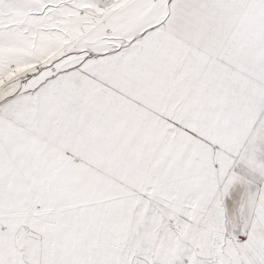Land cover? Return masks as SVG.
Wrapping results in <instances>:
<instances>
[{"label":"snow or ice","instance_id":"6c2138e0","mask_svg":"<svg viewBox=\"0 0 264 264\" xmlns=\"http://www.w3.org/2000/svg\"><path fill=\"white\" fill-rule=\"evenodd\" d=\"M0 264H264V0H0Z\"/></svg>","mask_w":264,"mask_h":264}]
</instances>
